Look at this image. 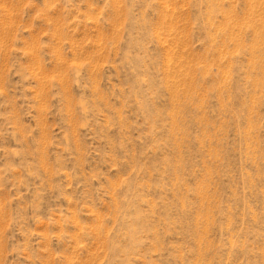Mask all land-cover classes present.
<instances>
[{
    "label": "rangeland",
    "instance_id": "374dc122",
    "mask_svg": "<svg viewBox=\"0 0 264 264\" xmlns=\"http://www.w3.org/2000/svg\"><path fill=\"white\" fill-rule=\"evenodd\" d=\"M0 264H264V0H0Z\"/></svg>",
    "mask_w": 264,
    "mask_h": 264
}]
</instances>
